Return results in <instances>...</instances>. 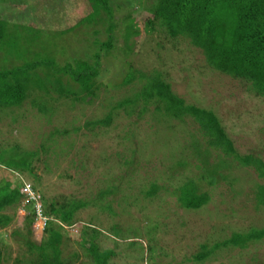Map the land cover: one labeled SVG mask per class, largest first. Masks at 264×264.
<instances>
[{
    "label": "rangeland",
    "instance_id": "374dc122",
    "mask_svg": "<svg viewBox=\"0 0 264 264\" xmlns=\"http://www.w3.org/2000/svg\"><path fill=\"white\" fill-rule=\"evenodd\" d=\"M70 1L0 0V18L7 20L0 42V69L49 60L56 67L72 64L75 69L77 60L89 59L91 33L100 32L95 39L103 41L106 28L104 22L85 19L90 14L84 15L86 0ZM145 1L112 0L111 10L127 17ZM137 23L143 22L138 18ZM156 30L151 35L141 27L134 37V52L128 58L134 70L160 74L185 104L212 111L237 155L252 156L264 167V97L244 81L210 69L203 54L187 40H172ZM112 63L119 69L110 66L109 71H100L86 97H65L32 86L20 106L0 107V150H5L0 154V194L4 186L9 191L29 184L43 201L88 204L70 227L59 228L58 222L47 218L61 233L64 264H92L85 242L93 243L99 252L111 251L107 264H264V238L242 249L221 247L200 263L193 260L202 245L211 250L232 234L247 237L264 229V179L253 166L245 167L220 151L207 148L204 154L198 127L187 116L175 119L162 112L153 116L151 103L141 112L143 101L135 104L139 120L126 110L110 109L124 97L132 98L142 85L119 87L126 69L120 68L119 60ZM37 73L43 75L44 70ZM61 80L75 85L66 74ZM34 99L44 102L48 113L39 112ZM109 113V126L85 125ZM10 150L35 157L28 168L17 170L8 163ZM180 162L186 167H178ZM210 177L215 184L209 183ZM189 180L209 197L198 210L180 208L174 194ZM152 185L157 193L146 196ZM105 190L112 194L100 199ZM24 207L22 201L0 211L12 217L8 227L0 230L1 264L38 261L12 235L26 234L29 209ZM86 226L95 229L94 236ZM43 228L41 232L31 226L32 242L39 244L48 237L47 227Z\"/></svg>",
    "mask_w": 264,
    "mask_h": 264
},
{
    "label": "trees",
    "instance_id": "16d2710c",
    "mask_svg": "<svg viewBox=\"0 0 264 264\" xmlns=\"http://www.w3.org/2000/svg\"><path fill=\"white\" fill-rule=\"evenodd\" d=\"M86 1L89 6L84 15L90 14L85 19L94 23L104 22V28H106L104 32L106 38L103 41L97 40L100 32L91 33L94 41L89 59L86 60V57H83V61L77 60L75 69L72 64H66L61 68L56 67L52 60L28 63L15 69H0V107L20 106L26 99L28 89L32 86L39 89H51L65 97L68 95L86 97L91 95L94 81L99 77L100 71H109L110 66L119 69L112 63L119 60L123 65L122 67L118 63L120 68L126 69L119 87L135 85V82L142 85L132 98L124 97L110 109L126 110L139 120L140 111L136 112L135 104L143 101L144 108L141 112L146 111L148 104L151 103L154 107L151 111L153 116L156 114L160 116V112L164 116L167 114L175 119L187 116L198 127L205 147L204 154L207 148L220 151L225 157H230L245 167L253 166L258 176L264 179L263 162L252 156L239 157L232 141L227 138L221 123L212 111L185 104L182 98L172 93L170 85L160 74L146 75L139 70H134L128 62L129 56L134 52L133 39L138 36L139 29L142 27L144 33L151 35L159 29L169 39L187 40L191 46L203 54L205 63L210 69L244 81L256 95L264 97V0H151V3L147 0L136 11H130L127 17L126 14L120 16V14L117 15L116 10L114 12L111 10L112 0ZM68 2L73 3L70 0ZM140 11L144 13H139ZM138 18L143 22L141 26L137 23ZM5 21L7 20L0 18V42L5 34ZM158 44L160 46V42ZM105 61L107 64L104 63ZM101 66L104 67L99 70ZM37 68L43 69L44 74L38 75ZM65 74L75 85L62 82L61 76ZM33 105L42 114L48 113L44 102L34 99ZM110 123L111 114L109 113L102 120L85 125L87 127L109 126ZM4 151L0 150V154ZM8 152H10L8 160L10 168L14 167L17 170L28 168L30 160L35 157L34 153L20 155L16 150ZM179 166L184 168L186 164L180 162ZM209 183L215 184L216 179L210 177ZM261 191L263 192L264 189ZM156 193L157 187L152 185L145 195L150 197ZM110 194H112L111 190H105L100 192L98 197L101 199ZM174 194L177 196L179 207L186 210H198L209 201L208 195L199 193L197 185L192 180L179 186ZM23 200L17 187L8 191V185L4 186L3 193L0 194V211L5 207H15ZM40 203L44 216L58 222L59 228L72 226L75 223V215L88 206L87 203L79 200L43 201L42 197ZM23 206L29 209L25 222L26 234L22 236L14 232L12 235L19 238L17 242L24 246L29 254L37 255L36 264H64L59 248L62 242L61 233L56 231L49 221L45 231L48 237L39 244L32 242L31 226L34 223L35 214L31 203L23 202ZM11 221V216L0 214V230L8 227ZM86 227L91 229L94 236L95 229ZM85 234V232L81 233V235ZM262 238H264V229L253 231L247 237L242 234H232L229 240L214 244L211 250H208L207 244L202 245L200 253L194 256L193 260L200 263L221 247L232 246L242 249L248 242ZM85 246L89 251L92 264H107L113 256L111 251L99 252L91 242H85ZM1 255L0 250V264Z\"/></svg>",
    "mask_w": 264,
    "mask_h": 264
},
{
    "label": "built area",
    "instance_id": "2783aa9c",
    "mask_svg": "<svg viewBox=\"0 0 264 264\" xmlns=\"http://www.w3.org/2000/svg\"><path fill=\"white\" fill-rule=\"evenodd\" d=\"M19 192L23 196L24 204L31 203L32 211L35 214V226L41 228L42 232L44 229L43 227L47 225L48 220L44 216L43 208L40 203V194H38L34 187L29 184H23Z\"/></svg>",
    "mask_w": 264,
    "mask_h": 264
},
{
    "label": "clouds",
    "instance_id": "9594fccd",
    "mask_svg": "<svg viewBox=\"0 0 264 264\" xmlns=\"http://www.w3.org/2000/svg\"><path fill=\"white\" fill-rule=\"evenodd\" d=\"M19 191H20V188H19ZM31 208H32V207H31ZM48 222H49V220H48ZM48 222H47V223H48ZM32 225H34V226H35V219H34V223H33ZM42 232H43V231H42Z\"/></svg>",
    "mask_w": 264,
    "mask_h": 264
}]
</instances>
